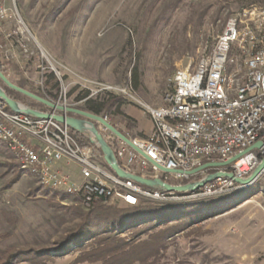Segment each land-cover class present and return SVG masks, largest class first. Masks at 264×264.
Instances as JSON below:
<instances>
[{"label": "rangeland", "instance_id": "1", "mask_svg": "<svg viewBox=\"0 0 264 264\" xmlns=\"http://www.w3.org/2000/svg\"><path fill=\"white\" fill-rule=\"evenodd\" d=\"M10 4L28 29L27 44L34 54L27 58L17 51L19 62L5 67L11 82L23 80L27 89L41 92L37 70L41 47L62 69L57 95L65 92L69 104L81 94H91L83 79L129 87L135 98L156 108L164 105L176 72L195 70L231 19L249 8H264V0H10ZM7 26L14 29L16 23L12 20ZM238 57L235 49L229 59ZM14 65L22 74H16ZM233 68L229 64V71ZM104 95L109 94L96 98ZM111 96L120 99L111 113L120 114L105 115L128 138L136 136L127 109L142 115L143 108L130 98ZM22 98V105L48 111ZM45 192L20 171L0 143V206L20 217L14 230L6 224L0 227V249L51 248L77 224L71 215L52 208ZM208 199L218 202L210 215L169 239L157 264H264V174L244 189ZM8 231L11 235L3 237ZM50 254L53 258L47 264H89L78 262L75 247L65 255Z\"/></svg>", "mask_w": 264, "mask_h": 264}, {"label": "built area", "instance_id": "2", "mask_svg": "<svg viewBox=\"0 0 264 264\" xmlns=\"http://www.w3.org/2000/svg\"><path fill=\"white\" fill-rule=\"evenodd\" d=\"M12 20L16 23L14 29L7 26ZM27 32L10 0H0V60L3 64L19 62V53L27 58L34 55L27 44ZM235 49L239 57L230 60V53ZM37 53L38 84L41 93L48 96L47 76L52 74L62 84L64 74L41 47ZM229 64H234L232 71ZM82 81L91 91L86 99L69 104L62 91L59 97L47 100L79 109L86 100L101 93L132 99L151 118L153 130L148 139H130L155 164L175 171L162 172L104 125L93 121L120 166L129 173L161 179L172 186L196 183L217 172L245 179L253 174L264 157V8H249L231 19L210 54L200 60L195 70H178L162 107H152L138 100L129 87ZM50 112L48 108L47 113ZM100 117L119 130L108 116ZM89 136L91 143L82 145L67 125L15 113L0 99V143L14 156L20 171L32 176L43 190L58 200L60 194H65L64 205L76 200L90 210L100 204L136 207L143 200L179 203L222 196L247 187L222 176L187 193L147 188L117 177L104 166L100 148ZM258 142L263 143L261 149L243 154ZM241 154L230 166L185 174L204 164L227 162ZM71 166L75 169L65 170Z\"/></svg>", "mask_w": 264, "mask_h": 264}, {"label": "trees", "instance_id": "3", "mask_svg": "<svg viewBox=\"0 0 264 264\" xmlns=\"http://www.w3.org/2000/svg\"><path fill=\"white\" fill-rule=\"evenodd\" d=\"M5 67L6 65L0 61L1 71L8 76ZM14 68L16 74H22L19 72L18 66L14 65ZM12 82L45 99L56 98L60 86L52 74L47 76L46 81V85L51 86V89L47 91L48 96L27 89L23 80ZM0 85L14 100L20 102L23 99V95L9 89L1 81ZM88 95L87 92L81 94L76 100L86 99ZM118 101L120 99L114 96L104 95L86 100L80 109L98 116L112 114L111 110ZM39 105L46 108L40 103ZM119 114L117 111L112 115ZM128 128L131 126L129 125ZM71 134L82 145L91 143L88 134L79 133L72 129ZM45 194L49 196L48 201L52 208L58 212L71 215L75 220H78L77 224L65 236L55 242L51 248L33 246L17 248L12 246L4 250L0 249V264H47L46 262L53 258L50 254L51 251L56 255H65L72 251V247L80 252L79 263L157 264L161 253L166 250L167 241L176 234L203 221L218 203L214 199L182 204H156L143 200L136 207L100 204L86 210L76 200H71L70 205H63L62 202L67 200L65 194H60L59 200L49 192H45ZM19 223L20 217L15 211L0 206V227L6 224L12 231ZM10 235L11 232L8 231L3 237ZM123 235L126 236L123 237Z\"/></svg>", "mask_w": 264, "mask_h": 264}, {"label": "water", "instance_id": "4", "mask_svg": "<svg viewBox=\"0 0 264 264\" xmlns=\"http://www.w3.org/2000/svg\"><path fill=\"white\" fill-rule=\"evenodd\" d=\"M0 81L3 82L9 89L27 98H30L31 100H34L35 102L40 103L44 105L45 107L51 109V112L47 113V112H43L40 110H36L30 107L24 106L20 102L11 98L5 92L3 87L0 85V99L3 100L7 104L8 108L11 111L15 113H23V114H26V115H29V116H32L38 119H53L61 124L67 125L70 129L75 130L79 133L91 135L95 139V142L97 143L98 147L100 148L103 154L105 164L117 177L121 179L131 180L144 187L151 188V189H162L168 192L187 193V192L196 190L204 186L205 184L211 182L212 180L222 177V176L234 180L240 186H250L264 174V157L261 160L259 166L253 172V174L250 177L245 178V179L236 178L232 173L217 172V173L207 176L206 178L196 183H189V184H185L182 186H172L170 184L165 183L161 179L152 180V179L141 177L139 175L129 173L120 166L113 149L108 144V142L103 137V135L99 132L98 128L96 127L93 121L99 122L102 125H104L111 133H113L116 137H118L124 143H126L130 148H132L133 150L138 152L140 155H142L144 158H146L151 164H153L154 166H157L162 172L175 173V171H169L155 164V162L150 160L142 150H140L133 144L130 138H128L125 134H123L121 131L116 129L110 123L106 122L102 117L91 114L89 112H86L80 109L56 105L50 102L49 100L42 98L12 83L9 80V78L1 71V69H0ZM262 147H263V143L258 142L253 147L247 149L243 154L251 152L256 149H261ZM240 156H242V154L230 159L227 162L207 163L195 170L185 172V174L195 175L201 171L211 169V168H215V169L224 168V167L230 166Z\"/></svg>", "mask_w": 264, "mask_h": 264}, {"label": "crops", "instance_id": "5", "mask_svg": "<svg viewBox=\"0 0 264 264\" xmlns=\"http://www.w3.org/2000/svg\"><path fill=\"white\" fill-rule=\"evenodd\" d=\"M128 115L132 119L134 125V132L136 136L131 137L132 139H141L149 137L153 130V122L151 118L146 114H140L133 108H128ZM130 137V135H129Z\"/></svg>", "mask_w": 264, "mask_h": 264}]
</instances>
